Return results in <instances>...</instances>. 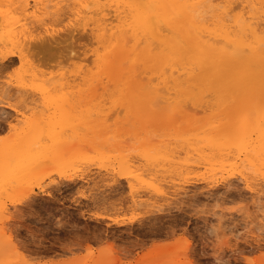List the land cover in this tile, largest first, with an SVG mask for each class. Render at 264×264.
Here are the masks:
<instances>
[{
	"label": "rangeland",
	"instance_id": "374dc122",
	"mask_svg": "<svg viewBox=\"0 0 264 264\" xmlns=\"http://www.w3.org/2000/svg\"><path fill=\"white\" fill-rule=\"evenodd\" d=\"M80 1L0 0V148L42 138L44 148H65L69 157L46 161L38 173L0 176V237L6 249L15 247L8 252L2 244L8 254L0 256L22 264H264V173L254 175L260 190L252 195L232 170L206 173L197 141L186 143L193 129L224 122L234 110L218 105V91L204 108L194 104L202 95L187 100L171 93L176 113L168 124V112L156 108L144 87L153 74L141 61L136 66L142 71H130L124 62L117 79L102 76L94 54L103 56L105 49L77 16ZM24 28L33 36L30 43L23 41ZM10 33L17 37L10 40ZM181 118L185 123L178 124ZM157 152L168 162L151 163L148 157ZM156 167L166 187L162 176L153 182ZM157 184L162 194L153 191Z\"/></svg>",
	"mask_w": 264,
	"mask_h": 264
},
{
	"label": "bare ground",
	"instance_id": "6f19581e",
	"mask_svg": "<svg viewBox=\"0 0 264 264\" xmlns=\"http://www.w3.org/2000/svg\"><path fill=\"white\" fill-rule=\"evenodd\" d=\"M82 2L83 4L78 7L79 10L77 16H79V18L84 21L83 25L90 27V32L94 35L95 40L97 39L96 42H100L103 49H105L103 56L97 54L96 51L94 54L96 56L97 64L100 67L102 66L103 71L106 73L104 74L102 72V76L107 75L108 77L112 78L111 80L117 79L121 70V67L118 65V63L121 64L126 62V64L128 63L130 67L129 70L134 71L132 69L135 68L136 63H138L140 66L139 62L141 61V63L150 70L149 72L153 74V78L152 76L150 78L148 77L149 79L147 83L144 84V87H147L148 93H151L152 95L154 94V99L156 100V103L154 104L156 105V108L161 110V112L163 110L168 112L166 115L168 124H171L174 121V114L176 113L171 107V101L173 99L172 98L170 100L171 93H174L175 96H179L180 98H187V100H192L197 94L202 95L201 97H198V101L196 100L197 102L194 104L204 108L205 106L203 107V105L209 104V101L206 100V98L210 96L212 98V91H218L219 95L217 94V98L218 102L220 101L218 105L222 106L223 103H228L229 105L227 108H229L231 111L234 110L233 112H235L234 114L236 115H228L226 121L224 122L212 121L201 125L195 130L193 129L194 132L191 131L188 138L186 139V143L188 144L190 140L197 141L198 147L196 150L198 152L199 158L203 160L201 163L203 165L200 166H203L206 173L207 171L213 170H215L213 173H216V171L219 170L221 175V173L224 171L227 172V170H232L239 175V179L245 185V188L252 195H257L260 189H257V186L254 184V180L257 179V177L254 175L257 174L258 176L264 173V0L80 1V3ZM56 6L57 4H54V7ZM44 7L45 6L43 5L42 10ZM43 14L44 12H42V15ZM41 20L42 18L40 14L38 16V21L41 22ZM24 30H26V28H24ZM74 30L77 31V28ZM85 33L87 34L88 31ZM10 35L11 37L7 35V37L11 38L10 40H13L17 37L11 33ZM23 35L25 39H23L24 43L25 41H31L33 38L29 29H27ZM20 37L21 36H19V38ZM20 40L21 38L19 41ZM95 40L94 43H96ZM30 41L28 43H30ZM24 43L21 45L25 47L26 44L24 45ZM29 45L30 44H28L27 49H29ZM89 56L87 61L89 60L90 63L91 57L89 58ZM19 59L22 61L21 57H19ZM137 67L138 66H136V68ZM100 69L102 68H99V71ZM138 70L142 71V69ZM139 71L137 72L140 73ZM145 71L148 73L147 70ZM124 72L125 71L123 70L122 73ZM100 74L101 72L99 75ZM99 75L97 77H99ZM93 78L94 76L92 79ZM128 78L126 79L127 81ZM122 84L123 82L120 84V86H122ZM109 85L111 86V84ZM124 85L129 87L128 82L127 84L124 83ZM22 86L24 85L22 84ZM142 87L143 85L140 89H143ZM20 88L21 87L19 86L16 87L18 90H20ZM159 92L164 93L165 95H158ZM215 92L214 95L216 94ZM204 93L206 94L204 95ZM209 93H211V95H209ZM120 94L122 95V93ZM104 95L106 94L104 93ZM110 96L112 95L110 94ZM178 100L176 102H178ZM187 100H185L184 104L188 105L187 108H191L192 106L189 107L190 104L188 103H191V101ZM213 100L215 99L213 98ZM95 104H97V102ZM123 104L124 102L122 105ZM151 104V106L154 105L152 102ZM99 107L100 105L97 108ZM195 109L196 108H194V110ZM206 110L208 109L206 108ZM199 111L201 110L199 109ZM204 111L205 109L203 112ZM198 113L200 114V112ZM215 113H217V111ZM164 115L162 114V116ZM148 116L149 115H147V117ZM155 117L159 118L158 115ZM183 120H185V118L179 119L178 124L181 121V123H185ZM153 121L155 122L154 116ZM162 123L163 122H161V124ZM149 125L152 126L151 124ZM158 129H160V127ZM177 132L174 131L175 135ZM165 134L168 136L169 133L166 132ZM178 134H181V132H178ZM29 138L17 140L15 142L12 140L13 142L10 145L3 144L0 148V176L5 174L6 178L4 177V179H16L17 175L18 177H22L23 175L32 174L31 172H33V170L35 173H38L39 169L36 171V168H38L39 165L46 163V161L56 162L59 164L62 162V160H65L62 159L67 151L65 148H59L57 151L50 149L48 150L47 148H44V144L41 141L42 138ZM168 138L171 139V137H167V140H169ZM154 140L156 139L154 138ZM160 140L162 139H159V142ZM155 142H157V145L158 141ZM151 143L153 144L154 142L151 141L148 145L151 146ZM172 143L174 144L173 141ZM73 145L76 146L75 144ZM73 145L72 147L74 148ZM57 146L60 147L59 143ZM177 146L180 147L179 144H177ZM68 147L72 148L69 145ZM159 147H161V145H159ZM156 148L154 149L155 152L158 150V148L157 150ZM169 150L171 151V149ZM184 150H186V148ZM71 152L73 151L70 150V155ZM161 152H157L153 157L149 156L148 160H150L151 163H157L158 161L168 162V159L162 154L165 152ZM167 154L169 155V152H167ZM170 154L174 155V153ZM74 155L75 153L73 152V156L71 157H75ZM183 158L184 157H182V160ZM147 165L145 164L146 167ZM150 166L152 167V165ZM158 167L154 169L155 174L153 175V182L159 180L157 176H164V174H156V171H159L157 170ZM147 168H149V166ZM164 168L162 170H164ZM185 168L187 169L189 166L185 165ZM44 169L45 167L43 166L42 170L44 171ZM137 169L138 168L136 167V170ZM159 169L162 171L161 168ZM140 171L141 170H139V172ZM168 171H170V169ZM139 174L143 176L142 172ZM163 176L161 178H163ZM254 177L256 178L254 179ZM203 178L205 179V177ZM252 178L253 180H251ZM263 178L264 177H262V179ZM130 179L131 177H129V181ZM2 181L3 179L0 180V182ZM163 181L164 178L162 179L161 186L164 185L166 187L167 182L166 184H163ZM13 183L15 184V182ZM131 183L130 188H132ZM9 186H11V184ZM9 186L7 187L9 188ZM167 186H169V183ZM162 188L159 186V184H157L153 186V191L156 193V195L162 194L164 191H161ZM1 212L2 210H0V213ZM1 218L3 217L0 215V219ZM1 234L2 235L0 236H4L3 232ZM2 241H4V239H1L0 237V246L4 244ZM5 244L3 245L4 248ZM13 249H15L14 246H11V249L5 248V250H9L8 252H11ZM1 251L2 250L0 247V253L2 254L3 251ZM5 252L3 255L7 256L8 252ZM4 256H0V264L19 263L9 261L7 258H3Z\"/></svg>",
	"mask_w": 264,
	"mask_h": 264
}]
</instances>
